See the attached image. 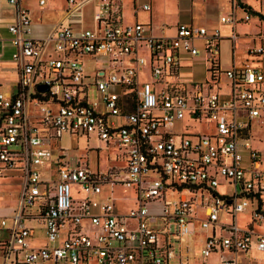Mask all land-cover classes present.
<instances>
[{
    "label": "built area",
    "instance_id": "obj_1",
    "mask_svg": "<svg viewBox=\"0 0 264 264\" xmlns=\"http://www.w3.org/2000/svg\"><path fill=\"white\" fill-rule=\"evenodd\" d=\"M6 1L14 9L6 29L17 78L11 94L0 89V180L15 170L20 187L16 209L0 214V264H186L181 242L195 223L208 233L193 255L247 264L237 256L253 246L264 264V232L247 227L264 224V155L249 143L252 123L264 125L262 39L245 47L238 67L225 69L216 27L177 23L171 36H153L145 23L120 21V0H97L92 26L84 27L80 8L89 0H65L60 20L38 39L20 0ZM255 16L264 27V4ZM218 20L231 25L232 55L240 38L233 8ZM49 42L55 55L43 56ZM178 51L202 53V83L172 80ZM63 134L111 143L118 163L103 170L80 158L68 164L63 149L54 156L48 148ZM105 184L132 188L135 206L117 213L110 196L97 197ZM219 184L232 191L218 193ZM150 203L159 206L154 215ZM248 205L249 221L240 228L236 214ZM27 217L40 220L46 244H29ZM83 219L89 228L81 229Z\"/></svg>",
    "mask_w": 264,
    "mask_h": 264
},
{
    "label": "rangeland",
    "instance_id": "obj_2",
    "mask_svg": "<svg viewBox=\"0 0 264 264\" xmlns=\"http://www.w3.org/2000/svg\"><path fill=\"white\" fill-rule=\"evenodd\" d=\"M145 1L150 4L151 7V18H147L151 21L152 25V31L156 32L155 29L156 26L160 23H165L166 25H170L171 22L178 17V21L180 22H192L195 24H203L202 20L197 18L195 16V13H202L208 14L209 18L212 16H217L218 13H227L229 11V6L226 3V0H204L203 5L199 8L195 6L193 3H191L190 0H139V2ZM247 2V1H246ZM246 2H243L246 6L252 7L257 9L258 3L264 4V0H249L250 5ZM47 4H50V7L48 10L46 9H40L36 5V0H22V7H26L29 10V16L31 21L38 22L40 24H49L56 20L58 15L60 14V10L62 7L61 0H49ZM45 5V7L47 6ZM248 4V5H247ZM240 7L241 4H238ZM236 6L234 15L239 18L243 16L244 12ZM44 7V8H45ZM90 9L91 4H86L82 7V18L83 23L87 26H90L91 23V17H90ZM201 11V12H198ZM123 15L124 19L129 16L128 11V4L124 3L123 5ZM149 16V15H148ZM39 17V20L37 19ZM137 20L143 21V18L141 16H137ZM155 26V27H154ZM220 34L226 35L229 32V25L227 23L220 24L218 26ZM235 32L240 38H237L238 47L234 50L233 56H235V59L239 65L243 62V59L246 57V55L243 52V49L246 46H252V45H259L260 41L259 39H262V44L264 45V27L261 26L260 21L257 19L256 16L253 14L250 16V19L246 22H237L234 26ZM261 35L263 38H261ZM220 59L223 62H227L229 59V46L226 41H222L220 43ZM189 60L183 59L182 62L184 64H187ZM12 66H8L6 68L7 72L12 71ZM5 70V69H4ZM84 70L90 71L91 70V62H88L84 60ZM202 67L199 66L197 63L192 64L191 67H186L182 69V73H192V75L195 77V79H202V76H199L198 74H201ZM12 76H6L5 80H2L0 83L3 89L5 90L9 84L7 83L12 82ZM46 106L45 104H43ZM39 108V107H37ZM31 110V108H29ZM187 122L186 119H183V123ZM204 125V124H203ZM202 125V129L205 127ZM195 129L197 128L196 125H194ZM249 143L254 149L260 150V152L264 155V125L259 121L255 120L252 123L251 126V136L249 139ZM88 146H96L100 145V149L96 152V159L99 166V169H108L110 166H112L113 163H117V161H114L112 159V148H105L102 146L101 142L96 140L93 136H90L88 142ZM58 147L63 149L64 157L66 158V161L68 163L74 164V160L77 156H81L84 154L87 159H89V165L91 168L94 167V161H95V150L94 149H88L86 147V143L83 138L78 137L74 138V136H68V135H61L59 139H50L48 148L50 150H55L57 152ZM46 169V168H45ZM44 168H39V171L41 174H43ZM218 179L221 180V178L218 176ZM2 189V188H1ZM15 189V188H12ZM219 192H228L230 190L229 186L226 185H220L216 188ZM132 188L123 186L121 184H114L112 186L109 185H103L101 187V193L100 196L106 197L110 196V198L113 200V204L115 207V210L118 213H124L127 211L129 207L135 206L134 203V196L132 193ZM15 194L12 193L10 196L5 195V202L4 204H13V200L15 199ZM168 197L175 198L176 194H168ZM148 209L151 211H157L158 210V204H149ZM251 209V206L248 205L245 207V209L236 215V225L240 228H244L247 225V222L249 221V210ZM198 216L202 215V210L198 208L197 210ZM222 220L225 219V216H221ZM37 226L42 229L41 225L37 224ZM248 228H253L252 230L254 232H264V224L262 222H256L252 223V225L247 226ZM206 230L201 228L198 223L194 225V230L192 233V236H188L186 238V246H187V252L186 254L188 259V263H193L196 258H193V251L196 248H200L203 243V236L205 235ZM253 240V238H251ZM44 241V238L40 233H35L32 237V240L30 242L31 245L36 246L40 245L41 242ZM253 244V241H252ZM250 247V251L245 254H238V261L243 262L247 261V258L250 256H253V263L254 264H260V252H256ZM224 255V254H223ZM225 256V255H224ZM218 258L217 253H211L207 259L206 264H215V261ZM198 259V260H199ZM251 263V262H250ZM39 264H52L50 261L42 262ZM83 264V263H79ZM87 264H97L94 260H89Z\"/></svg>",
    "mask_w": 264,
    "mask_h": 264
},
{
    "label": "crops",
    "instance_id": "obj_3",
    "mask_svg": "<svg viewBox=\"0 0 264 264\" xmlns=\"http://www.w3.org/2000/svg\"><path fill=\"white\" fill-rule=\"evenodd\" d=\"M166 1V0H164ZM191 3H193L195 6L197 7H201L204 3L203 1L204 0H190ZM247 1V2H246ZM49 2V0H47L43 6H39L38 3H37V0H36V5L40 8V9H46L48 10L49 7H50V4H47ZM97 2V0H89L88 2L84 3L82 5V7L86 4H91V9H90V17H91V14H92V10H93V7L95 5V3ZM243 2H246L250 5V2L249 0H236V3L235 5H232V0H226V3L227 5L229 6V11L228 12H231L232 11V8H233V13L235 11V8L236 6H238V4H241L242 7H247L245 9H241V7H239L243 12L244 14L247 12L246 9H248L249 11V15L251 16L252 14L255 16V8H250L248 6H246ZM124 3H127L128 4V11H129V16L126 17L124 19V15H123V5ZM143 3H147L149 5V9L147 11H142L140 10L138 7L140 4H143ZM22 4V0H20V5ZM47 4V6L45 7V5ZM61 4H62V7H61V10H60V14L58 15V17L56 18V20L52 23H49V24H40L38 22H35V21H31L30 20V24H31V30H30V36L32 38H38V39H42V38H45L51 31L52 27L54 24H56L60 18L62 17L63 15V12L65 10V0H61ZM247 4V5H248ZM120 5H121V8H120V11H121V18H120V21L123 22V23H129V22H139V23H145L147 24V28L145 29V32L148 33V34H151L153 36H171L174 32V28H175V25L177 23H184V24H190V25H196V26H202L204 28H206L207 30H210L211 28H218V26L220 24H224L222 22H219L218 20V16L223 14L222 12L218 13L217 16H212L211 18H209V15L208 14H203L202 13H195V16L197 18H199L201 16V20L203 22V24H195V23H192V22H180L178 21V17L175 18L170 25H166L165 23H160L156 26V32H153L152 31V25H151V21L148 20L147 18L149 17V19L151 18V7H150V4L148 2H145V1H141L139 2V0H120ZM262 5V4H261ZM260 3H258V8L261 6ZM45 7V8H44ZM82 7L80 8V11H81V22H80V25L81 26H84V27H90L92 26V19H91V23H90V26H87L83 23V18H82ZM26 10H27V13H28V16H29V10L28 8L24 7ZM136 8V11L134 12L133 9ZM198 12H201V11H198ZM243 14V15H244ZM141 16L143 18V21H140V20H137V16ZM149 15V16H148ZM13 16H14V9L12 6H10L6 0H0V83L2 82V80H5L6 76H12V82L10 83H7L6 81V85L9 84L7 86V88L4 90L3 87L1 86L0 84V89L5 93V94H11L13 91H14V88H15V82H16V78H17V71H16V67H15V63L14 61L11 59L10 55L11 53L13 52L14 48L12 47V45L10 44V35L9 33L7 32V29H6V25L12 21L13 19ZM235 16V15H234ZM242 17V16H241ZM241 17L236 18L237 22H242L240 19ZM30 18V16H29ZM39 20V17L37 18ZM250 19V17H249ZM248 19V20H249ZM247 20V21H248ZM236 22V23H237ZM235 23V24H236ZM229 25V32L231 30V25L229 23H227ZM234 24V26H235ZM234 26H233V29H234ZM155 27V26H154ZM219 30V28H218ZM235 31V29H234ZM229 32L226 34V35H222L220 34V31H219V34L220 36L222 37V40L220 41V43L222 41H226L228 43V46H229V59L227 60V62H223L221 59H220V43H219V55H218V62H219V66L221 68H231V67H238L239 66V61L237 63L236 59H235V56H233V54L231 55L230 54V43L229 41L226 39V36L229 34ZM245 48L243 49V52H244ZM143 52V50H142ZM43 56H48V55H55V53L53 52L52 50V43L49 42L44 51H43ZM87 59V58H85ZM183 59H187L189 60L187 64H184L182 62ZM244 60V59H243ZM87 61V60H86ZM90 62V61H88ZM176 62H177V68L174 72V75L172 76V80H179V81H184V82H200L202 83L205 79V69H204V64H203V58H202V53L199 52L197 55L195 56H190L188 55L187 53L183 52V51H178L177 55H176ZM197 63L199 66L202 67V71H201V74H198L199 76H202V79H195V77L192 75V73H182V69L186 68V67H191L192 64H195ZM241 64V63H240ZM92 65V63H91ZM259 65L263 68V72H264V60H260L259 61ZM8 66H12V71H11V74L10 72H7L6 71V68ZM5 69V70H4ZM47 106L49 107V109L51 110H54L55 109V106L53 104H47ZM29 108H31L29 106ZM32 110V109H31ZM181 123H177L176 125H180ZM75 139L78 138V137H74ZM90 138V137H89ZM89 138L87 139V142L89 140ZM95 138V137H94ZM87 142L85 141L86 143V147L85 148H91V149H94L95 150V161H94V167L91 168L90 165H89V159H87V157L83 155L81 156H77L74 160V162L80 158L81 160H84L87 164V166L91 169H99V166H98V163H97V159H96V152L97 150L100 149V145H96L94 147L92 146H88L87 145ZM102 146H104L105 148L109 147L111 148L112 147V144H103L101 142ZM60 148V147H58ZM53 152V155L55 156L56 155V151L55 150H52ZM63 155H64V152L62 151ZM112 159H114V161H117L118 163V160H115L113 154H112ZM64 160L66 161V158L64 157ZM67 162V161H66ZM68 163V162H67ZM117 163H113V164H117ZM70 165H72L71 163H68ZM112 164V165H113ZM106 169V168H105ZM45 171V168L43 170V172ZM220 185H226V186H229L230 187V190L228 192H219L217 189H215V191H217L218 193H221V194H226V193H230L232 191V187L228 184H219ZM218 186V187H219ZM19 173L15 170H8L5 172V177L2 178L0 180V214L1 215H4V216H9L11 215V213L16 209L17 207V200H18V192H19ZM2 188V189H1ZM12 188H15V189H12ZM217 188V187H216ZM12 193H14L15 195V199L13 200V204L12 205H9V204H4L5 202V195H8L10 196ZM73 195L78 198V195L74 194ZM98 198H102L100 196V194L97 196ZM134 204V203H133ZM151 204H156V203H151ZM133 207V206H132ZM159 207V206H158ZM115 208V207H114ZM131 208V207H129ZM128 208V209H129ZM127 209V210H128ZM198 210V208H197ZM116 211V210H115ZM34 211H32L33 213ZM117 212V211H116ZM118 213V212H117ZM125 213V212H124ZM148 213L151 214V215H154L156 214V211H150L148 209ZM250 214V210L248 212ZM202 215H203V211H202ZM223 215V217L225 216L224 214H220V218H222L221 216ZM237 215V214H236ZM202 217V216H201ZM225 219H226V216H225ZM248 223V222H247ZM37 224L41 225L42 227V224L40 222V220L36 219V218H33V217H27L26 220H25V225L29 228V234H30V237H29V244L32 240V237L34 236L35 233H40V235L43 236L44 238V235H43V227L42 229H40ZM196 224V223H195ZM194 224V225H195ZM252 224V223H251ZM263 224V223H262ZM129 226L133 225V224H128ZM81 229H84V228H89V222L87 219H83L81 221ZM249 226V225H248ZM253 229V228H252ZM63 230V229H62ZM193 230H194V227H193ZM193 233V232H192ZM208 233V231L206 230V233L205 235ZM205 235L203 236V239L205 237ZM192 236V235H191ZM202 239V240H203ZM186 241V239H185ZM184 242H181V259L184 263L186 264H206V258H196V260L193 262V263H188V259H187V246H186V243ZM46 244V240L44 238V241L41 242L40 245H44ZM31 245V244H30ZM40 245H36V246H40ZM33 246V245H31ZM254 250V249H253ZM257 252V251H256ZM195 257H198L197 255H193V258ZM189 258V256H188ZM199 259V260H198ZM253 256H250L247 258V261H243L242 263H247V264H254L253 261ZM0 262H1V256H0ZM46 262V261H45ZM251 262V263H250ZM52 263V262H51ZM53 264V263H52ZM215 264H218L217 260L215 261Z\"/></svg>",
    "mask_w": 264,
    "mask_h": 264
},
{
    "label": "water",
    "instance_id": "obj_4",
    "mask_svg": "<svg viewBox=\"0 0 264 264\" xmlns=\"http://www.w3.org/2000/svg\"><path fill=\"white\" fill-rule=\"evenodd\" d=\"M46 89H47V87L45 85H43V86L41 85L38 87L39 91H45Z\"/></svg>",
    "mask_w": 264,
    "mask_h": 264
},
{
    "label": "trees",
    "instance_id": "obj_5",
    "mask_svg": "<svg viewBox=\"0 0 264 264\" xmlns=\"http://www.w3.org/2000/svg\"><path fill=\"white\" fill-rule=\"evenodd\" d=\"M240 7H241L242 9H245V8H247V7H245V8H244V7H242V6H240Z\"/></svg>",
    "mask_w": 264,
    "mask_h": 264
}]
</instances>
